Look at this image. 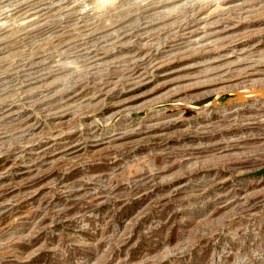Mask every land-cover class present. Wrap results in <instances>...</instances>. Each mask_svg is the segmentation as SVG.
I'll use <instances>...</instances> for the list:
<instances>
[{
  "label": "rangeland",
  "instance_id": "rangeland-1",
  "mask_svg": "<svg viewBox=\"0 0 264 264\" xmlns=\"http://www.w3.org/2000/svg\"><path fill=\"white\" fill-rule=\"evenodd\" d=\"M252 91L264 0H0V264H264Z\"/></svg>",
  "mask_w": 264,
  "mask_h": 264
},
{
  "label": "water",
  "instance_id": "water-1",
  "mask_svg": "<svg viewBox=\"0 0 264 264\" xmlns=\"http://www.w3.org/2000/svg\"><path fill=\"white\" fill-rule=\"evenodd\" d=\"M262 98L264 97V91L263 93H260V95ZM243 100L247 101L248 99L246 97H243L241 94H236L234 96H230L227 98L226 103L227 104H234L236 103H241L243 102ZM263 174H264V169L262 170Z\"/></svg>",
  "mask_w": 264,
  "mask_h": 264
},
{
  "label": "bare ground",
  "instance_id": "bare-ground-1",
  "mask_svg": "<svg viewBox=\"0 0 264 264\" xmlns=\"http://www.w3.org/2000/svg\"><path fill=\"white\" fill-rule=\"evenodd\" d=\"M250 92V91H249ZM249 92H246V93H242L241 95L243 96V97H248V95H250V93ZM257 92V93H256ZM252 93H255V94H259V93H263V91H261V92H258V91H252Z\"/></svg>",
  "mask_w": 264,
  "mask_h": 264
}]
</instances>
